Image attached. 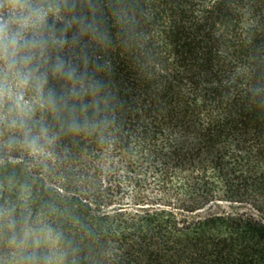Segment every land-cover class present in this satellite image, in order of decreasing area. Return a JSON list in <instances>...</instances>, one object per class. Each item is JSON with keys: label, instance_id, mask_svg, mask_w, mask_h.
I'll use <instances>...</instances> for the list:
<instances>
[{"label": "trees", "instance_id": "1", "mask_svg": "<svg viewBox=\"0 0 264 264\" xmlns=\"http://www.w3.org/2000/svg\"><path fill=\"white\" fill-rule=\"evenodd\" d=\"M134 9L95 52L114 123L0 157V264L27 230L24 264H264V0Z\"/></svg>", "mask_w": 264, "mask_h": 264}, {"label": "clouds", "instance_id": "2", "mask_svg": "<svg viewBox=\"0 0 264 264\" xmlns=\"http://www.w3.org/2000/svg\"><path fill=\"white\" fill-rule=\"evenodd\" d=\"M134 3L0 0V157L17 150L36 155L60 130L78 134L114 123L104 109L108 62L95 52L113 43L109 19L118 36L134 28ZM29 240L33 249L42 243L34 230L9 240L17 264L33 258L25 255Z\"/></svg>", "mask_w": 264, "mask_h": 264}, {"label": "rangeland", "instance_id": "3", "mask_svg": "<svg viewBox=\"0 0 264 264\" xmlns=\"http://www.w3.org/2000/svg\"><path fill=\"white\" fill-rule=\"evenodd\" d=\"M239 211L240 212H245V213H252V214H254V215L258 216V217H261L260 215L256 214L252 210H250L249 207H243V208L239 209ZM209 212H216L217 213L218 212V209L217 208H212V209L209 210ZM261 218H263V217H261Z\"/></svg>", "mask_w": 264, "mask_h": 264}]
</instances>
